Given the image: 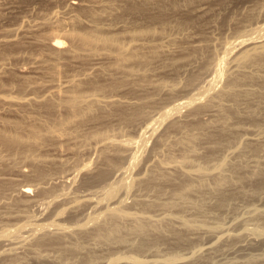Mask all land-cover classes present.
Returning <instances> with one entry per match:
<instances>
[{
    "label": "rangeland",
    "instance_id": "rangeland-1",
    "mask_svg": "<svg viewBox=\"0 0 264 264\" xmlns=\"http://www.w3.org/2000/svg\"><path fill=\"white\" fill-rule=\"evenodd\" d=\"M262 22L264 0H0V95H10L0 101V130L34 141L20 148L0 142V264H104L118 257L154 264H264V237L245 231H264V54L259 62L239 63L240 74L224 71L215 89L205 90L223 45L253 37ZM94 23L111 39L84 47L71 38ZM53 39L60 40L61 51L52 48ZM241 47L234 59L249 46ZM226 83L247 92L218 93ZM51 87L64 89L63 97L96 94L102 103L79 114L58 106L56 98H42ZM17 98L23 101L12 102ZM190 98L188 107L162 120L165 110ZM153 122V135L143 136ZM109 136L133 140V146L119 153L100 150L97 139ZM135 147L138 159L128 163ZM87 161L91 167L85 169ZM113 166L132 177L109 200L103 193L119 176ZM160 166L170 169L161 172ZM199 169L213 175L186 173ZM113 208L164 220L151 225L118 219ZM35 223L66 228L43 233L32 231ZM206 244L209 250L198 249Z\"/></svg>",
    "mask_w": 264,
    "mask_h": 264
},
{
    "label": "bare ground",
    "instance_id": "bare-ground-1",
    "mask_svg": "<svg viewBox=\"0 0 264 264\" xmlns=\"http://www.w3.org/2000/svg\"><path fill=\"white\" fill-rule=\"evenodd\" d=\"M180 1V0H179ZM172 2H174V1H172ZM175 2H176V0H175ZM142 3V2H141ZM139 4V5H141V7H143L142 6V4L144 3H142V4ZM146 3H148V2H146ZM146 3H145V5H146ZM171 3V2H170ZM169 3V4H170ZM135 4V3H134ZM137 5H138V3H136ZM172 4V3H171ZM180 4V3H179ZM188 4V3H187ZM138 5V6H139ZM144 5V4H143ZM190 5H193V4H190ZM201 5V4H200ZM204 5V4H203ZM129 7L131 6V4L129 3V5H128ZM133 6V5H132ZM132 6L130 7L131 9H132ZM136 6V5H135ZM176 6V5H175ZM175 6H173V7H175ZM180 6V5H179ZM199 6V5H198ZM140 7V6H139ZM160 7H162V5H160ZM159 7V8H160ZM164 7H165V4H164ZM187 7H188V5H187ZM128 8V7H127ZM135 9H136V11L138 10L137 9V6L136 7H134ZM144 8H145V6H144ZM177 8V7H176ZM197 8V7H196ZM129 9V8H128ZM130 9V10H131ZM135 9H133V12L135 11ZM161 10L162 9H164L163 7L162 8H160ZM171 9H172V7H171ZM182 9V8H181ZM190 9V8H189ZM200 9V8H199ZM198 9V10H199ZM141 10V9H140ZM149 10V9H148ZM159 10V9H158ZM176 10V9H175ZM202 10V9H201ZM205 10V9H204ZM204 10H202V11H204ZM126 11H128V10H126ZM196 11V10H195ZM201 11V12H202ZM206 11V10H205ZM137 12H140L139 10L137 11ZM143 12V11H142ZM189 12V11H188ZM148 13V12H147ZM159 13V12H158ZM157 13V14H158ZM190 13V12H189ZM202 14V13H201ZM159 15V14H158ZM160 15H162L161 13H160ZM153 16H155V15H153ZM153 16H151V17H153ZM165 16V15H164ZM256 16V15H255ZM157 17V16H156ZM163 16H161V18H162ZM175 17H176V15H175ZM206 17V16H205ZM257 17H258V15H257ZM158 18V17H157ZM160 17H159V19H161ZM194 18V17H193ZM198 18V17H197ZM91 19V18H90ZM94 19V18H93ZM154 19V18H153ZM158 19V21H160ZM164 19V18H163ZM162 19V20H163ZM172 19V18H171ZM203 19V18H202ZM95 20V19H94ZM161 20V21H162ZM93 21V20H92ZM101 20H99V22H100ZM155 21V20H154ZM173 21V20H172ZM261 21V20H260ZM94 22V21H93ZM95 22H97L98 23V20H97V18H96V21ZM181 22V21H180ZM189 22V21H188ZM102 23V22H101ZM101 23H99L100 24V26H101ZM181 23H183V22H181ZM91 24V23H90ZM95 24V23H94ZM160 24H163V23H160ZM179 24V23H178ZM131 25V24H130ZM135 25V24H134ZM100 26H98V25H96L95 24V26H92L93 28L91 29V30H89V31H84V32H81L80 34H75L73 37H71L72 39L73 38H77V40L78 41H80L79 43H80V45L82 46L83 44H84V47L85 46H89V47H92V45H94V43H105V42H107L108 40H110L111 38L110 37H108L107 35H104V33L102 32V30H100ZM103 26V25H102ZM102 26H101V28H102ZM128 26V25H127ZM136 26V25H135ZM147 26V25H146ZM145 26V27H146ZM150 26V25H149ZM149 26H147L148 27V29H149ZM158 26V25H157ZM192 26V25H191ZM139 27V26H138ZM138 27L136 28V30H138ZM141 27H144V26H142L141 25ZM141 27H140V30H141ZM165 27V26H164ZM180 27V26H179ZM184 27V26H183ZM163 28V27H162ZM134 29V28H133ZM175 29V28H174ZM255 31H253L254 32V36L253 37H250V38H240V39H234V40H231L230 42H228V43H226V44H224L223 45V53H222V55L223 56H221V58H219V59H217L216 58V63L214 64V67L212 66L213 64H211V67L213 68L212 69V71H211V69H208L207 68V70H206V72H209V74H210V71H211V73L212 74H210L209 76L210 77H207V78H205V79H207L206 80V85H207V87H206V89L205 88H203V89H205L206 90V94H207V92H209V94H210V91L209 90H211V88H212V91H213V88L215 89V86L216 85H218L217 83H219L220 81H221V77L224 75V71H227V72H233V74H234V72L236 73H239V72H241V70H237V66L239 65V63H241L240 65H242V62L244 61H246L247 62V60L248 59H250L251 58V60L252 61H249V62H253V61H256V62H259L262 58H261V55H263L264 54V23L262 22V23H260L258 26H256L255 28H253ZM154 30V29H153ZM129 31H131V30H129ZM129 31H128V34H129ZM143 33L144 32H147V33H149V32H151V30L149 31H147V28H145V29H143L142 28V30H141ZM140 31V32H141ZM252 31V30H251ZM134 32V31H133ZM138 32V31H137ZM175 32V31H174ZM255 32L257 33V35H255ZM153 33V32H152ZM149 34H151V33H149ZM155 34V33H154ZM161 34V33H160ZM250 34V33H249ZM72 35V34H71ZM143 35V34H142ZM156 35H157V32H156ZM70 36V35H69ZM134 36V35H133ZM147 36V35H146ZM153 36V35H152ZM168 36H170V35H168ZM174 36V35H173ZM172 36V37H173ZM139 37V36H138ZM137 37V38H138ZM142 37H144V36H142ZM148 37H149V39L151 38V35L149 36L148 35ZM156 37V36H155ZM158 37H161V36H158ZM164 37H166L165 35H164ZM130 38H131V36H130ZM154 38V37H153ZM140 39H141V37H140ZM143 39V38H142ZM147 40H149L148 38H146ZM152 39V38H151ZM159 39V38H158ZM163 39V38H162ZM176 39H178V38H176ZM144 40V39H143ZM202 40V39H201ZM146 41V40H145ZM76 42V41H75ZM207 43V42H206ZM205 43V44H206ZM51 44V46H52V48L54 49V50H57V51H61V48H60V46H61V44H60V40H58V39H56V40H54L53 39V41L50 43ZM75 44V43H74ZM73 44V45H74ZM205 44H204V46H205ZM208 44V43H207ZM77 45H78V43H77ZM76 45V46H77ZM80 45L78 46V48L80 47ZM209 45H211V44H209ZM75 46V49L77 48ZM124 46V45H123ZM241 46H249L248 48H246V49H242L243 51L241 52V54L242 55H240V57H237V59L235 58L234 59V57H235V55L232 57L231 55L233 54V53H239V48H242ZM83 47V48H84ZM126 47V46H125ZM77 48V49H78ZM129 48V47H128ZM195 48V47H194ZM121 49V48H120ZM131 49H132V46H131ZM74 50V49H73ZM128 50V49H127ZM199 50V49H198ZM207 50V49H206ZM209 50H210V48H209ZM237 50H238V52H237ZM71 51V50H70ZM76 51V50H75ZM194 51V50H193ZM203 51V50H202ZM205 51V50H204ZM211 51V50H210ZM73 52V51H72ZM131 52V51H130ZM129 52V53H130ZM214 52V51H213ZM128 53V54H129ZM132 53V52H131ZM209 53V52H208ZM202 54H203V52H202ZM210 54V53H209ZM240 54V53H239ZM132 55H134V52H133V54ZM198 55V54H197ZM213 54H211V57L213 58V56H212ZM242 56V57H241ZM260 56V57H259ZM131 57V56H130ZM209 57V56H208ZM231 57L233 58V59H231ZM264 57V56H263ZM248 58V59H247ZM207 59H209V58H207ZM206 59V60H207ZM211 59V58H210ZM214 59V58H213ZM264 59V58H263ZM201 60V59H200ZM236 60H238V61H236ZM208 61V60H207ZM227 61H229V62H231V65L230 66H228V67H226V62ZM264 61V60H263ZM193 62V61H192ZM196 62V61H195ZM243 62V65H245V63ZM210 63H211V61H210ZM209 62H208V64H210ZM212 63H213V61H212ZM254 63V62H253ZM263 63V62H262ZM261 63V64H262ZM251 64V63H250ZM257 64V63H256ZM264 64V63H263ZM262 64V65H263ZM206 65H207V63H206ZM206 65H205V67H206ZM242 65V66H243ZM248 65L249 64H247V67H248ZM255 65V64H254ZM260 65V64H259ZM208 66V65H207ZM261 66V65H260ZM204 66H203V69L205 68ZM210 67V66H209ZM210 67V68H211ZM247 67H246V69H247ZM256 67H258V66H256ZM238 68H239V66H238ZM249 68V67H248ZM260 68V67H259ZM241 69H245V68H241ZM255 69V68H254ZM262 69V68H261ZM252 70V69H251ZM201 71V70H200ZM204 71V70H203ZM243 71V70H242ZM246 71H248V70H244L243 72H246ZM258 71H259V69H258ZM243 72H242V74L241 75H243ZM253 72V71H252ZM252 72H250V70H249V73H252ZM257 72V71H256ZM248 73V74H249ZM255 73V72H254ZM192 74V73H191ZM240 74V73H239ZM238 74V75H239ZM257 74V73H256ZM196 75V74H195ZM229 75V74H228ZM245 75V74H244ZM260 75V74H259ZM258 75V76H259ZM193 76V75H192ZM201 76V75H200ZM203 76V75H202ZM208 76V75H207ZM231 76H232V74H231ZM234 76V75H233ZM237 76V75H236ZM247 76V75H246ZM264 76V75H263ZM229 77V76H228ZM254 77H256L255 75H254ZM236 78H239V82L241 81L240 79H241V76L240 77H236ZM248 78V77H247ZM259 78H262V77H259ZM191 79H193V78H191ZM232 79H235V78H232ZM257 80H259V79H257ZM263 80V79H262ZM189 82V81H188ZM226 82V81H225ZM229 82V81H228ZM227 82V83H228ZM245 82V81H244ZM247 82V81H246ZM251 82V81H250ZM256 82V81H255ZM69 83H70V85H71V80L69 81ZM191 83V82H190ZM193 83V82H192ZM225 84L224 86H223V88L220 90L219 89V91H217L218 93L220 92V94H221V92L222 93H240V92H243V91H246V89H248V88H242V87H239V88H233V87H229L230 85H228V84ZM259 83V82H258ZM261 83V82H260ZM96 84V83H95ZM98 84V83H97ZM248 84H249V82H248ZM252 84V83H251ZM69 84L68 83H65L64 84V88H66L67 86H68ZM240 85V84H239ZM42 86V85H41ZM41 86H40V88H41ZM162 86V85H161ZM164 86V85H163ZM195 86V85H194ZM233 86H235V85H233ZM237 86V85H236ZM240 86H242V85H240ZM253 86V85H252ZM261 86V85H260ZM259 86V87H260ZM39 87V86H38ZM42 87H44V86H42ZM98 87H100L99 85H98ZM97 87V88H98ZM205 87V86H204ZM30 88H32V86L30 87ZM44 88H46L47 89V87H44ZM52 89L47 93V95L46 96H43L42 95V98L44 97V99L47 97V99H48V101L49 102H51L49 99L50 98H56L57 100V104H58V106H63V107H65L66 109H72V108H74L75 110H76V112L77 113H82L83 112V109L85 108L84 106H89V104H94V103H97V104H99L101 101L99 100V97H97L96 96V94L95 95H87L86 94V96L85 95H75V96H67V97H63L62 96V91H64V89H59V88H54V87H51ZM194 88V87H193ZM198 88V87H197ZM250 88V87H249ZM201 89V88H200ZM253 89V88H252ZM45 90V89H44ZM197 90V89H196ZM199 90V89H198ZM251 90V89H250ZM254 90V89H253ZM259 90H260V88H259ZM262 90V89H261ZM264 90V89H263ZM74 91V90H73ZM202 91V90H201ZM201 91L199 90V92L201 93ZM252 91V90H251ZM45 92H47V90L45 91ZM67 93H69L68 91H66ZM203 92H204V90H203ZM202 92V93H203ZM247 92V91H246ZM72 93V92H71ZM71 93H70V95H71ZM77 93V92H76ZM82 93V92H81ZM244 93V92H243ZM63 94H65V92L63 93ZM75 94V93H74ZM89 94V93H88ZM195 94V93H194ZM215 94V93H214ZM217 94V93H216ZM68 95V94H67ZM202 95V94H201ZM225 95V94H224ZM230 95H232V94H230ZM65 96H66V94H65ZM194 96V95H193ZM198 96H200V94L198 95ZM198 96L195 98V99H199L198 98ZM203 96V95H202ZM210 96V95H209ZM219 98H220V96L219 95H217ZM10 97V95L8 94V95H0V101H2V100H7L8 101V98ZM39 97H41V96H39ZM218 97H215V98H218ZM33 98V97H32ZM41 98V99H42ZM204 98H205V94H204ZM208 99H209V97H207ZM28 99V98H27ZM26 99V100H27ZM46 99V100H47ZM202 99H203V97H202ZM37 100V98L35 99H33L32 101H33V103H35L34 101H36ZM39 100H40V98H39ZM43 100V99H42ZM192 100H194V98H190V100L189 101H180V103H176V105H174L173 107H171V108H169V109H167V110H165V112H164V114H163V111H162V113L161 114H163V117H162V120H164L170 113H172V112H174V111H181V109L182 108H184V107H186V105H187V107H188V105H189V103L192 101ZM200 101L199 102H201V98L199 99ZM21 101H23V99L22 98H17V99H15V100H12V102H15V103H20ZM28 101V100H27ZM31 101V100H30ZM44 101V100H43ZM48 101H45V103L46 102H48ZM102 101H104V100H102ZM112 101V100H111ZM111 101H109V102H111ZM115 101V100H114ZM206 101V100H205ZM208 101H210V100H208ZM212 101V100H211ZM37 102V101H36ZM53 102V101H52ZM107 102V101H106ZM192 102H194V101H192ZM196 102H197V100H196ZM42 103V102H41ZM44 103V104H45ZM102 103V102H101ZM103 103H105V101L103 102ZM108 103V102H107ZM212 103V102H211ZM113 105H114V103H112ZM192 104V103H191ZM209 104H210V102H209ZM47 106H48V104H46ZM109 105V104H108ZM53 106V105H52ZM91 106V105H90ZM95 106H97V105H95ZM106 106V105H105ZM203 106V105H202ZM212 106V105H211ZM84 107V108H83ZM199 107V106H198ZM48 108H49V106H48ZM57 108H59V107H57ZM62 108V107H61ZM83 108V109H82ZM88 108V107H87ZM92 108V107H91ZM100 108V107H99ZM89 109V108H88ZM51 110V109H50ZM91 110V109H90ZM89 110V111H90ZM68 111V110H67ZM72 111V110H71ZM74 111V110H73ZM73 111L71 112V113H73ZM86 111V108H85V110H84V112ZM137 112V111H136ZM69 113V112H68ZM74 114L75 113H73V116H74ZM88 114V113H87ZM86 114V115H87ZM135 114V113H134ZM69 115V114H68ZM86 115H84V116H86ZM72 115H70V117H71ZM79 115H77V117H78ZM126 116V115H125ZM129 116H130V114H129ZM74 118V117H73ZM76 118V117H75ZM80 118H82V117H80ZM127 118V117H126ZM131 118H133V117H131ZM123 120V119H122ZM129 120H130V118H129ZM132 120V119H131ZM80 121V120H79ZM61 125V124H60ZM156 125V124H155ZM155 126H154V122L153 123H151L150 125L148 124V126L146 127L145 126V128L143 129V132H142V135L143 136H149V138H150V136H152L153 135V132H154V130H155ZM46 130H45V132L47 133L48 132V129L47 128H45ZM50 129V128H49ZM51 129H53V127H51ZM41 130V129H40ZM37 131V130H36ZM36 131H34V132H32V133H34L33 134V136L35 135V132ZM52 131V130H51ZM32 133H31V131H30V134L32 135ZM37 133H39V132H37ZM37 133H36V135H37ZM41 133V132H40ZM43 133H44V131H43ZM53 133V132H52ZM42 134V133H41ZM51 134V133H50ZM115 134V133H114ZM118 134V133H117ZM36 135H35V137H36ZM58 135V134H57ZM113 136V135H112ZM31 137V136H30ZM45 137V136H44ZM50 137V136H49ZM52 137V136H51ZM58 137V136H57ZM57 137H55V138H57ZM60 137V136H59ZM29 138V137H28ZM54 138V139H55ZM118 138V137H117ZM31 139H33V138H31ZM31 139H28V140H31ZM128 139V138H127ZM120 140V139H116V138H112V137H102V138H99V139H97L98 141L96 142V144H98V147H100V150L101 149H106V148H112V149H115L116 150V152L118 151V153H119V151H128V149L130 148V146H133L132 144H133V140ZM27 137L26 138H24L22 135H18V134H15V133H11V132H7V131H2V130H0V142L1 143H3L4 145L5 144H8V145H17L18 146V148H20L19 146L20 145H22V144H24V143H27ZM36 140V139H35ZM95 140V139H94ZM31 141H33V140H31ZM190 142V141H189ZM33 143H34V141H33ZM36 143V142H35ZM188 143V142H187ZM95 144V143H94ZM7 145V146H8ZM31 145V144H30ZM29 145V146H30ZM36 145V144H35ZM26 146H28V145H26ZM189 146V145H188ZM11 147V146H10ZM97 147V148H98ZM23 148V147H22ZM25 148V147H24ZM29 148V147H28ZM30 149V148H29ZM28 149V150H29ZM33 149V148H32ZM99 149V148H98ZM192 149V148H191ZM108 151H109V149H107ZM106 150V151H107ZM134 150V149H133ZM23 151H25V150H23ZM32 150H30V152H31ZM99 151V150H98ZM22 152V151H21ZM94 152V151H93ZM104 152V151H103ZM131 152H133V151H131ZM229 152V151H228ZM115 153V152H114ZM117 153V154H118ZM105 154H107V153H105ZM111 154V153H110ZM109 154V155H110ZM116 154V155H117ZM129 154H130V151H129ZM28 155V154H27ZM103 155V154H102ZM112 155V154H111ZM119 155V154H118ZM128 155V154H127ZM138 155H139V153H138V151L136 150V147H135V151H134V153L132 154V160L131 161H128V163L130 162V163H132V164H134V162H136L137 161V159H138ZM105 156V155H104ZM112 156H114V154L112 155ZM124 156V155H123ZM30 157V156H29ZM107 157V155L105 156V157H102V159L103 158H106ZM116 157H118V156H116ZM121 157V156H120ZM119 157V158H120ZM128 157V156H127ZM130 157V156H129ZM101 158V157H100ZM108 158H109V156H108ZM183 158H185V157H183ZM222 158H224V157H222ZM34 159V158H33ZM115 159V158H114ZM117 159V158H116ZM115 159V160H116ZM40 160V159H39ZM38 160V161H39ZM103 160H107V159H103ZM110 160V159H109ZM108 160V161H109ZM120 160V159H119ZM96 161H98V160H96ZM177 161V160H176ZM221 161V160H220ZM88 162V161H87ZM162 162V161H161ZM188 162V161H187ZM39 163H40V161H39ZM107 164H108V162H106ZM163 163V162H162ZM161 163V164H162ZM175 163V162H174ZM37 164V163H36ZM104 164V163H103ZM110 164V163H109ZM109 164H108V166H109ZM167 164V163H166ZM166 164H165V166H166ZM176 164H179V163H177L176 162ZM184 164V163H183ZM129 165V164H128ZM131 165V164H130ZM159 165V164H158ZM157 165V166H158ZM225 165V164H224ZM112 166V165H111ZM162 166V165H161ZM160 166V167H161ZM165 166H164V168H165ZM173 166V165H172ZM181 166V165H180ZM201 166V165H200ZM84 167H85V169L86 168H90L91 167V165H90V162H88V163H85V165H84ZM175 167H176V169H177V165H174L173 166V168L175 169ZM188 167H189V165H188ZM199 167V166H198ZM197 167V168H198ZM208 167V166H207ZM215 167H216V165H215ZM218 167V166H217ZM224 167V166H223ZM110 168V167H109ZM162 168V167H161ZM166 168H168V167H166ZM163 169V170H160L161 172H164V170L166 171L167 169ZM178 168H179V166H178ZM196 168V169H197ZM202 168V167H201ZM200 168V169H201ZM221 168V167H220ZM107 169V168H106ZM106 169H105V171H106ZM168 169H170V168H168ZM181 169V168H180ZM191 169V168H190ZM200 169H199V172L197 171V172H194V173H191V172H187L186 171V173H187V175H189V176H198V177H200V176H206V175H211L213 172L211 171H206V169L205 170H201L202 172H200ZM209 169V168H208ZM212 169V168H211ZM210 169V170H211ZM101 170H103V169H101ZM112 170H115V171H119V176H118V178L115 180V181H112V182H110V180H113V179H110L109 180V185H108V187H107V189L104 191V197H106L107 199L109 198V200H114V196H115V194H117V192H119V190L123 187H125L127 184H128V179H129V177H132V176H130V170H127V169H124V168H117V167H115V166H113V168H112ZM178 170V169H177ZM198 170V169H197ZM213 170H215V168L213 169ZM220 170V169H219ZM88 171H90L89 169H88ZM100 171V170H99ZM159 171V170H158ZM170 171H172V169L170 170ZM174 171V170H173ZM176 171V170H175ZM224 171V170H223ZM104 172V171H103ZM107 172L108 171H106V174H104V175H102V172H101V175L102 176H100L99 178H98V180L99 179H101V178H103V177H106V175H107ZM111 172V171H110ZM113 172V171H112ZM178 172H179V170H178ZM177 172V173H178ZM117 173V172H116ZM116 173H114L113 172V176H115L116 175ZM172 173V172H171ZM173 173H175V172H173ZM115 174V175H114ZM158 174H160L159 172H158ZM216 174V173H215ZM97 175V174H96ZM112 175V174H111ZM176 175V174H175ZM186 175V174H185ZM213 175V174H212ZM217 175V174H216ZM219 176H220V174H218ZM222 175V174H221ZM179 176V175H178ZM150 177V176H149ZM221 177V176H220ZM226 177H227V175H226ZM112 178V177H111ZM115 178H116V176H115ZM114 178V179H115ZM193 178V177H192ZM213 178V177H212ZM150 179V178H149ZM223 179H225V176H224V178ZM223 179H222V181H223ZM104 180H106V179H104ZM103 180V181H104ZM136 180V179H135ZM138 180V179H137ZM151 180V179H150ZM190 181V180H189ZM219 181H221V179L219 180ZM219 181H217V182H219ZM131 182V181H130ZM148 182V181H147ZM191 182V181H190ZM216 182V183H217ZM143 183H145L144 181H143ZM222 183V182H221ZM220 184V183H219ZM224 184V183H223ZM128 186V185H127ZM147 186H148V184H147ZM125 189V188H124ZM126 190V189H125ZM122 202V201H121ZM119 203V202H118ZM114 209V208H113ZM112 209V210H113ZM119 209V208H118ZM118 209H114L113 210V215L115 216V217H118V219L120 218V219H131V220H133V221H136V223H139V222H143V221H147V222H152L151 223V225L153 224V222L155 223V222H157V220L158 221H160L161 219H162V217H164V216H158V218H150V217H148V216H143V215H138L137 213L136 214H134L133 212L132 213H123L122 212V210L121 211H119ZM111 210V211H112ZM251 211V210H250ZM254 211H256L257 212V210H254L253 209V212ZM252 212V213H253ZM258 213V212H257ZM261 213H264V210H261ZM254 215V214H253ZM157 217V216H156ZM248 217V216H247ZM166 218V217H165ZM160 219V220H159ZM166 219H168V218H166ZM162 220H164V219H162ZM169 220V219H168ZM234 220V219H233ZM241 220V219H240ZM120 221V220H119ZM125 221H127V220H125ZM130 221V220H129ZM130 222H132V221H130ZM161 222V221H160ZM160 222H158V224L160 223ZM44 223V222H43ZM116 223V222H115ZM124 223V222H123ZM133 223V222H132ZM135 223V222H134ZM227 223V222H226ZM234 223H236V222H234ZM30 224H32V223H30ZM30 224H25L26 226H24V224H23V226L24 227H27V226H30ZM141 224V223H140ZM143 224H144V222H143ZM158 224H156V225H158ZM238 224V223H237ZM134 225H136V224H134ZM147 225V224H146ZM203 225V224H202ZM32 226V225H31ZM133 226V224L132 225H130V228ZM138 226H140L139 224H138ZM155 225H153V227H154ZM201 226V225H200ZM246 226V225H245ZM68 227V226H67ZM134 227V226H133ZM137 227V226H136ZM143 227V229H144V225L142 226ZM142 227H140V228H142ZM148 227V226H147ZM152 227V228H153ZM216 227V226H215ZM214 227V228H215ZM64 228H66V227H64V226H60V225H54V224H52V223H50V224H45V225H43V226H38L36 223H35V225L33 224V226H32V231H40V232H43V233H49V232H51V231H53V229H55V230H63ZM135 228V227H134ZM138 228V227H137ZM136 228V229H137ZM139 228V229H140ZM146 228V227H145ZM157 227H155V228H153V229H156ZM159 228V227H158ZM157 228V229H158ZM217 228V227H216ZM221 228V232H224L223 231V229H222V227H220ZM219 228V229H220ZM257 228V227H256ZM256 228H248L247 227V229L245 230L246 231V233H248V235H250V236H255V237H259V238H261L260 236H262V237H264V231H262V230H259V229H256ZM21 229V228H20ZM25 229V228H24ZM27 229H29V228H27ZM69 229V228H68ZM226 229V228H225ZM135 230V229H134ZM146 230V229H145ZM216 230V229H215ZM238 230V229H237ZM236 230V231H237ZM137 231V230H136ZM141 231V230H140ZM245 231H244V233H245ZM131 232H133V231H131ZM220 232V233H221ZM240 232V231H239ZM111 233H112V231H111ZM134 233H135V231H134ZM225 233V232H224ZM238 233V232H237ZM243 233V234H244ZM113 234V233H112ZM141 234H142V232H141ZM218 234V233H217ZM234 234V233H233ZM242 233H240L239 235H241ZM232 235V234H231ZM235 236V235H234ZM242 236V235H241ZM249 236V237H250ZM218 237V236H217ZM216 237V238H217ZM230 237V236H229ZM239 236L237 235V238H238ZM243 238V237H242ZM251 238V237H250ZM233 239V238H232ZM252 239V238H251ZM256 238H254V239H252V240H255ZM223 241V240H222ZM204 244H205V242H204ZM210 246L209 245H207L206 244V246H201L200 248H198V249H200L201 251L202 250H209L210 248H209ZM199 250V251H200ZM196 251V250H195ZM198 251V250H197ZM185 253V252H184ZM197 253V252H196ZM190 255V254H189ZM191 256V255H190ZM184 257V256H183ZM113 259V258H112ZM153 259H155V258H153ZM167 259V258H166ZM111 260V259H110ZM159 260V259H158ZM157 260V261H158ZM167 260H169V259H167ZM175 260V259H174ZM183 260V259H182ZM99 261V260H98ZM103 261V260H102ZM101 261V262H102ZM124 262L125 264H154V261H152V260H150V261H148V260H144V259H137V258H135V257H125V259H123V258H120V257H118V258H116V259H114V260H111L110 262H108L107 261V263H104V264H115V263H118V262ZM156 261V260H155ZM156 261V262H157ZM160 261V260H159ZM178 261H179V259H178ZM106 262V261H105ZM160 262H162V261H160ZM168 262V261H167ZM167 262H165L166 264H167ZM172 262V261H171ZM174 262H176V261H174ZM123 263V264H124ZM165 263H162V264H165ZM159 264V263H158ZM169 264V263H168Z\"/></svg>",
    "mask_w": 264,
    "mask_h": 264
}]
</instances>
